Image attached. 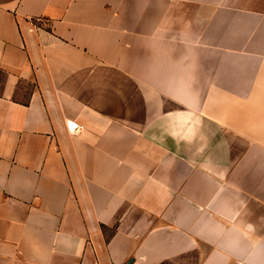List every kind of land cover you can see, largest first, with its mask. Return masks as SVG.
Wrapping results in <instances>:
<instances>
[{
  "label": "crops",
  "instance_id": "0c3cea01",
  "mask_svg": "<svg viewBox=\"0 0 264 264\" xmlns=\"http://www.w3.org/2000/svg\"><path fill=\"white\" fill-rule=\"evenodd\" d=\"M0 264H264V0H0Z\"/></svg>",
  "mask_w": 264,
  "mask_h": 264
},
{
  "label": "rangeland",
  "instance_id": "374dc122",
  "mask_svg": "<svg viewBox=\"0 0 264 264\" xmlns=\"http://www.w3.org/2000/svg\"><path fill=\"white\" fill-rule=\"evenodd\" d=\"M257 141H261V138L260 137H258V140Z\"/></svg>",
  "mask_w": 264,
  "mask_h": 264
}]
</instances>
